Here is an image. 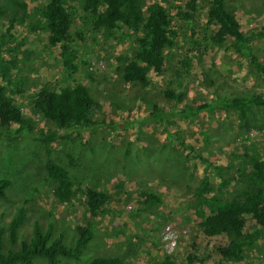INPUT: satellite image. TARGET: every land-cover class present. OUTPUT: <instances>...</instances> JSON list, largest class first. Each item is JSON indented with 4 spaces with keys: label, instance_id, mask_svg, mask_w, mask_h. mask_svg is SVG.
Returning <instances> with one entry per match:
<instances>
[{
    "label": "rangeland",
    "instance_id": "1",
    "mask_svg": "<svg viewBox=\"0 0 264 264\" xmlns=\"http://www.w3.org/2000/svg\"><path fill=\"white\" fill-rule=\"evenodd\" d=\"M21 1L23 9L14 8L0 18V37L4 35L7 46L1 56L13 59L0 71V84L12 94L30 126L18 137L8 133L15 125L0 127V179L10 181L0 197V220L8 222L19 206L25 210L15 248L29 240L35 223L42 231L50 225L52 235H61L71 247L76 226L89 221L94 223L93 235L79 260L60 258L59 264H85L95 257H116L123 264H164L168 257L183 264L189 252L197 257L192 264H264V233L257 231L243 260H228L215 251L216 244L227 238L202 235L194 215L195 193L202 180L212 192L228 196L237 188L232 176L242 154L264 162V109L258 111L261 128L243 130L234 111L215 107L224 98L264 96V73L259 74L228 41L215 45L209 40V0H196L190 19L178 14L187 0L161 2L175 36L164 50L161 71H148L146 86L126 83L120 76L122 58L133 55L139 33L93 30L79 9L80 0H65L72 12L71 46L77 50L76 69L71 72L61 64L59 45L47 41L39 17L46 0ZM226 8L243 34L264 30V0H226ZM10 16L14 20L8 36L4 26ZM251 41L253 53L264 64V39ZM74 82L85 86L96 103L93 119L108 125L45 145L41 134L56 128L32 109L30 93L42 85ZM166 89L180 99L166 97ZM155 109L163 113L158 115ZM180 110L183 114L174 115ZM177 138L212 166L181 147ZM46 158L75 181L106 194L108 201L101 211L91 215L80 192L61 191L64 198H58L55 182L44 171ZM148 194L156 200L147 202ZM256 230L247 221L243 232ZM32 264L46 263L34 257Z\"/></svg>",
    "mask_w": 264,
    "mask_h": 264
},
{
    "label": "trees",
    "instance_id": "2",
    "mask_svg": "<svg viewBox=\"0 0 264 264\" xmlns=\"http://www.w3.org/2000/svg\"><path fill=\"white\" fill-rule=\"evenodd\" d=\"M168 0H80L79 9L88 19L90 28L96 31L103 30L112 33L120 28L134 33H139L135 39L133 55L122 58L123 65L120 69L121 79L126 83H138L142 86L149 84L147 73H159L164 61V50L170 46L175 30L166 8L161 4ZM21 0H0V18L14 8H24ZM184 10L178 14L183 19H190L196 10V0H187ZM47 30V41L59 45L61 64L73 72L76 69L75 59L77 50L71 46L72 12L65 0H46L39 10ZM207 22L212 26L209 40L215 44L228 41L234 51L248 59L256 71L263 75L264 64L253 53L251 40L253 37L264 39V30L259 29L248 35L242 33L235 16L226 8V0H209L206 10ZM13 16L8 17L4 26L5 34L10 36ZM6 40L0 37V71L7 69L5 63H12V57H2ZM7 50V49H6ZM168 98L179 100V94L170 89L164 91ZM32 109L41 117L54 124L56 130L41 134L45 145L62 139L73 140L72 135L93 130L99 125H108L105 121H95L93 112L96 108L92 96L85 86L74 82L71 86H40L30 93ZM215 107L224 111H234L243 130L261 128L258 125V111L264 109V96L251 94L224 98L215 103ZM204 108V106L199 107ZM185 109L190 110L186 107ZM184 110L175 112L183 114ZM160 115L161 111L155 109ZM166 116L168 114L164 112ZM165 117V116H164ZM11 125L16 127L9 131V135L18 137L30 130L28 121L22 116L19 108L0 84V127L8 129ZM177 143L192 152L205 165H210L205 159L199 157L196 150L185 144L180 139ZM240 164L232 176L233 184L237 185L235 191L224 196L223 193L212 192L206 179L202 180L195 193L194 215L199 218L198 231L207 237H218L227 240L216 244L215 251L222 258L241 261L245 257V250L250 248L255 241V234L264 233V162L242 154ZM71 163H73L71 161ZM221 171L219 166H213ZM46 175L56 184L54 194L63 199L61 191L70 193L80 192L87 211L95 215L101 211L108 201V196L91 187L85 186L71 178L68 172L51 158L44 162ZM222 179H225L222 177ZM224 181V180H223ZM10 185L8 179H0V197L5 196V189ZM147 202H153L156 197L152 194L145 196ZM25 210L19 206L10 220L2 223L0 220V264H32L34 257H41L46 264H59L60 258L78 261L82 250L92 238L93 222L87 221L76 226L77 236L71 247H67L62 236L54 237L52 227L49 225L45 231L35 223L32 235L27 241H22L15 248L17 231L24 220ZM247 221L255 225V232L244 233ZM254 235V236H253ZM8 246L5 248V244ZM197 257L187 253L183 264H192ZM85 264H123L116 257H95ZM164 264H174L165 257Z\"/></svg>",
    "mask_w": 264,
    "mask_h": 264
}]
</instances>
